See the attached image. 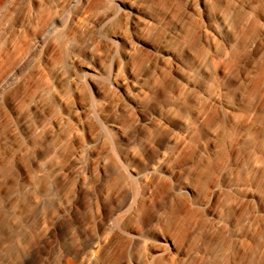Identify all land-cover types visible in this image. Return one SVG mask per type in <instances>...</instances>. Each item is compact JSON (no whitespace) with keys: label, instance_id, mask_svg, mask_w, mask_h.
Here are the masks:
<instances>
[{"label":"rangeland","instance_id":"1","mask_svg":"<svg viewBox=\"0 0 264 264\" xmlns=\"http://www.w3.org/2000/svg\"><path fill=\"white\" fill-rule=\"evenodd\" d=\"M0 264H264V0H0Z\"/></svg>","mask_w":264,"mask_h":264},{"label":"bare ground","instance_id":"2","mask_svg":"<svg viewBox=\"0 0 264 264\" xmlns=\"http://www.w3.org/2000/svg\"><path fill=\"white\" fill-rule=\"evenodd\" d=\"M202 2H203V0H202ZM128 8H130V10H131L132 12L135 11V9H136L135 5H134V4H131V3L128 4ZM54 19H55V17H52V21H54ZM222 25H223V28H225V27L227 26V22L223 21V24H222ZM215 33H216L217 35L221 36V35H222V29H221L220 27H216V28H215ZM173 56H175V54H174ZM176 58H177V57H176ZM202 64H203V63H202ZM87 68L96 72V70L93 69V68L90 67V66H87ZM200 71H201V72H204V71H205V67H204L203 65H200ZM124 83H125V82H123L122 84H124ZM191 84H193L192 81H189V82H188V85L190 86ZM228 107H229L231 110L234 109V106H232L231 104L228 105Z\"/></svg>","mask_w":264,"mask_h":264}]
</instances>
